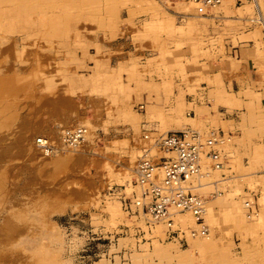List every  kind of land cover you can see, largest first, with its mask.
<instances>
[{"label":"rangeland","instance_id":"374dc122","mask_svg":"<svg viewBox=\"0 0 264 264\" xmlns=\"http://www.w3.org/2000/svg\"><path fill=\"white\" fill-rule=\"evenodd\" d=\"M228 1L0 0V264H264V0ZM183 116L230 137L204 239L135 203Z\"/></svg>","mask_w":264,"mask_h":264},{"label":"built area","instance_id":"2783aa9c","mask_svg":"<svg viewBox=\"0 0 264 264\" xmlns=\"http://www.w3.org/2000/svg\"><path fill=\"white\" fill-rule=\"evenodd\" d=\"M161 5L195 3L207 9H216L223 0H156ZM82 127L63 130L60 145L76 151L84 141ZM147 139L148 136H145ZM230 137L219 130L200 133L193 129L169 131L162 135L156 145L166 157L154 163L141 158L135 166V185L139 189L136 206L145 211L153 223H162L170 228L177 226V218L189 215L195 228L189 230L190 238H208L209 228L205 222L207 200L199 191L211 188L208 196L215 199L217 185L226 183L224 174L213 179V172L222 173L225 167V150ZM36 146L45 157L57 155L58 145L49 137L36 139ZM248 212L251 201L244 202ZM251 217V216H250Z\"/></svg>","mask_w":264,"mask_h":264},{"label":"crops","instance_id":"0c3cea01","mask_svg":"<svg viewBox=\"0 0 264 264\" xmlns=\"http://www.w3.org/2000/svg\"><path fill=\"white\" fill-rule=\"evenodd\" d=\"M231 4L228 0H225L220 6H218V11L220 10L222 13H226L227 10H229V8L231 7ZM216 8V9H217ZM191 10H195V9H191ZM199 10V9H197ZM196 11V10H195ZM258 21L262 22L261 18L258 19ZM192 118H187V117H181L180 120L178 119L176 121V125L175 128L179 129V130H184L187 129L186 126L187 125H191L190 121H192ZM227 146H224V150ZM213 174H217V172H213ZM219 174V173H218ZM207 212H208V202H207Z\"/></svg>","mask_w":264,"mask_h":264},{"label":"bare ground","instance_id":"6f19581e","mask_svg":"<svg viewBox=\"0 0 264 264\" xmlns=\"http://www.w3.org/2000/svg\"><path fill=\"white\" fill-rule=\"evenodd\" d=\"M224 1H225V0H223V1L221 2V4H222ZM193 4H195V3H193ZM221 4H220V5H221ZM198 5H200V4H198ZM220 5H219V6H220Z\"/></svg>","mask_w":264,"mask_h":264}]
</instances>
